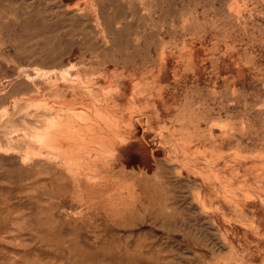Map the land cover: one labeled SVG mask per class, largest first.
I'll use <instances>...</instances> for the list:
<instances>
[{"label": "rangeland", "instance_id": "rangeland-1", "mask_svg": "<svg viewBox=\"0 0 264 264\" xmlns=\"http://www.w3.org/2000/svg\"><path fill=\"white\" fill-rule=\"evenodd\" d=\"M0 264H264V0H0Z\"/></svg>", "mask_w": 264, "mask_h": 264}, {"label": "bare ground", "instance_id": "bare-ground-1", "mask_svg": "<svg viewBox=\"0 0 264 264\" xmlns=\"http://www.w3.org/2000/svg\"><path fill=\"white\" fill-rule=\"evenodd\" d=\"M109 140V139H108ZM107 141V140H106ZM157 142L155 141L153 144H156Z\"/></svg>", "mask_w": 264, "mask_h": 264}]
</instances>
